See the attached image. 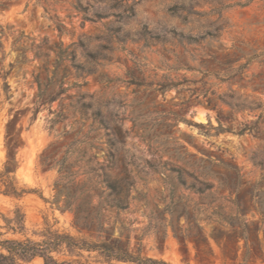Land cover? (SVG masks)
<instances>
[{"label":"rangeland","instance_id":"374dc122","mask_svg":"<svg viewBox=\"0 0 264 264\" xmlns=\"http://www.w3.org/2000/svg\"><path fill=\"white\" fill-rule=\"evenodd\" d=\"M218 121L225 130L210 127ZM67 149L61 179L54 164ZM11 153L19 185L33 192L0 193V213L20 206L27 236L44 222L80 235L62 208L68 181L103 168L132 185L127 207L109 216L131 250L172 264H240L242 246L234 259L211 238L206 254L174 235L173 209L202 211L211 197L170 169H199L217 186L211 177L234 183L226 172L235 168L255 199L264 190V0H0V168ZM208 157L218 165L201 161ZM217 192L229 195L225 186ZM177 224L186 227L185 216ZM199 224L204 233L218 228ZM250 250L246 264H264V244Z\"/></svg>","mask_w":264,"mask_h":264},{"label":"trees","instance_id":"16d2710c","mask_svg":"<svg viewBox=\"0 0 264 264\" xmlns=\"http://www.w3.org/2000/svg\"><path fill=\"white\" fill-rule=\"evenodd\" d=\"M45 11L47 12V10ZM60 26L61 23H57V27L60 28ZM251 59L252 57L248 61ZM7 88L8 85L4 82L5 94ZM44 102L45 100L42 99L37 103L34 115ZM199 125L201 126V124ZM210 127L217 131L225 130L220 121L216 127L211 125ZM245 129L246 127L238 131V134H242ZM69 154L70 151L67 149L62 162L54 164L58 166L61 179L69 177V167L63 165ZM185 154L193 156L187 151ZM46 161L47 157L41 156V162L44 164ZM201 161L210 166L218 165L209 157L201 159ZM220 162L224 164L223 160ZM17 167L18 161L15 153L9 154L0 168V193L20 199L26 193L33 192V189L19 185L15 176ZM170 171H176L178 178L184 174L191 178L194 181L193 188L196 184L203 185L204 187L196 188V191L201 194L207 192L211 197V200L205 203L206 208H203L202 211L197 208L189 213H177L176 209H173L169 224L175 236L183 240L190 239L197 246L202 245V251L206 254H211L209 245V238H211L221 248L223 255L231 256V253L234 252V259L242 246L244 252L240 264H246L251 245L256 247L259 252L261 251L264 244V197L262 198L264 190L260 191L258 199H255L258 195L253 194L254 187L242 188L241 177L235 168L232 172H226L227 180L233 179L234 183H227L226 179L211 177L219 182L217 186L214 183L205 182L207 176L210 175L199 171V169L188 171L185 168H173ZM93 178H95L94 182H92ZM73 180L69 179L68 181L74 188L73 192L66 196L62 208L72 212L73 226L80 235L53 229L47 222H44L40 230L33 232V236H27L25 213L20 206L16 205L9 215L0 213L3 222L0 229H5V232L0 231V264H31L36 259H40L41 264H92L89 260L91 253H96L105 261L119 260L133 264H172L163 259L142 256L139 245L136 251H133L129 247L128 238L122 241L120 236H114V225L110 223L109 216L112 213L117 215L118 210L127 207L131 184L123 183L119 178H112L103 168L87 179L90 184L83 182L77 185ZM235 181L237 182L235 183ZM221 186H225L229 190V195L217 196V190ZM98 190L99 192H97ZM77 191L78 193H76ZM93 191L97 193L93 194ZM233 194H235L234 198H232ZM94 197L98 198L96 203H93ZM249 201L254 210L252 215L259 216L257 220L247 217L250 212ZM226 208L228 213L225 212ZM173 212H176L177 215L175 216L176 213ZM181 216H185L186 227L177 224ZM173 218L176 219V225L173 223ZM200 221L216 223L218 228L204 233L203 227L199 224ZM5 233L21 234L23 238L7 237ZM241 241L242 244H240Z\"/></svg>","mask_w":264,"mask_h":264}]
</instances>
